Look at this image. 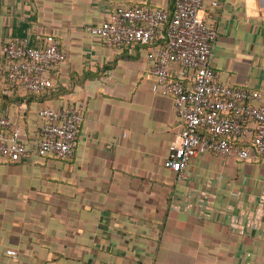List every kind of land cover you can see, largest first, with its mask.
I'll use <instances>...</instances> for the list:
<instances>
[{
  "label": "crops",
  "instance_id": "obj_1",
  "mask_svg": "<svg viewBox=\"0 0 264 264\" xmlns=\"http://www.w3.org/2000/svg\"><path fill=\"white\" fill-rule=\"evenodd\" d=\"M211 2L201 16L218 33L220 80L264 92V0ZM134 6L174 0H0V42L54 36L66 53L44 95L0 77L1 115L31 143L41 107L84 108L72 158L0 161V264H264V161L200 153L182 177L166 169L182 127L151 47L90 33Z\"/></svg>",
  "mask_w": 264,
  "mask_h": 264
},
{
  "label": "built area",
  "instance_id": "obj_2",
  "mask_svg": "<svg viewBox=\"0 0 264 264\" xmlns=\"http://www.w3.org/2000/svg\"><path fill=\"white\" fill-rule=\"evenodd\" d=\"M213 7L219 0H212ZM205 0H174L162 8L122 9L90 33L112 49L151 47V73L160 93L174 101L182 127L169 148L164 167L182 177L200 153L239 161H264V92L230 86L212 66L218 33L202 16ZM166 30L164 34L163 31ZM164 40L163 44L159 40ZM66 59L54 36L41 46L14 37L0 42V75L15 88L44 95L54 87L51 72ZM84 108L41 107L42 125L29 143L21 127L0 114V161H19L33 152L67 160L75 155Z\"/></svg>",
  "mask_w": 264,
  "mask_h": 264
},
{
  "label": "trees",
  "instance_id": "obj_3",
  "mask_svg": "<svg viewBox=\"0 0 264 264\" xmlns=\"http://www.w3.org/2000/svg\"><path fill=\"white\" fill-rule=\"evenodd\" d=\"M173 10V9H172ZM172 10H168L170 13H172ZM163 33L165 34L166 33V30L164 29V31H163ZM160 41V40H159ZM165 41L162 39L159 43L160 44H163ZM0 77L2 78L3 76L2 75H0ZM6 83L10 86V90H13V89H15V87L13 86V85H10L7 81H6ZM32 95H35V96H38V95H36V94H32ZM10 99H12V97L11 96H9V97H7V96H5V97H3L2 98V100L4 101V102H7V100H10ZM28 105V104H27ZM0 114H1V109H0ZM41 121V120H40ZM41 125H42V121H41V124H40V126H39V128L41 127ZM39 130V129H38ZM37 130V131H38ZM36 153H38V154H42L41 152H38V151H36ZM22 160V159H21ZM20 161V160H19ZM11 162H13V161H11ZM15 162H17V161H15Z\"/></svg>",
  "mask_w": 264,
  "mask_h": 264
}]
</instances>
